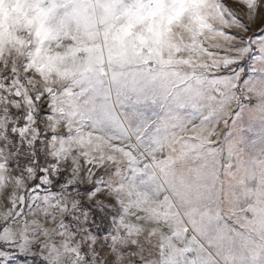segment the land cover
I'll use <instances>...</instances> for the list:
<instances>
[{
	"label": "rangeland",
	"instance_id": "374dc122",
	"mask_svg": "<svg viewBox=\"0 0 264 264\" xmlns=\"http://www.w3.org/2000/svg\"><path fill=\"white\" fill-rule=\"evenodd\" d=\"M222 32L251 49L233 67L244 69L241 83L255 82V90L264 80V0H0V157L15 159L7 154L14 142L5 143L14 105L31 107L29 93L50 94L51 131L79 133L54 145L62 164L88 173L95 156L120 161L100 169L106 179L115 175L99 199L122 213L115 264H264V106L249 118L242 99L231 109L240 119L207 125L217 132L212 151L193 147L192 129L202 123L196 105H206L212 78L207 65L235 55L229 44L242 47ZM17 171L0 165V226L23 195ZM30 231L13 220L0 241L20 243ZM34 244L43 251H23L51 264L83 259L79 236L46 231Z\"/></svg>",
	"mask_w": 264,
	"mask_h": 264
},
{
	"label": "snow or ice",
	"instance_id": "6c2138e0",
	"mask_svg": "<svg viewBox=\"0 0 264 264\" xmlns=\"http://www.w3.org/2000/svg\"><path fill=\"white\" fill-rule=\"evenodd\" d=\"M245 6L247 7V3ZM221 17H225L222 8ZM225 23H228L227 19H225ZM221 35L225 36L227 41H239L242 47L229 44L228 51L235 55L220 60L214 59L207 65L212 73V78L208 79L204 85L207 88L206 105L204 107L196 105L202 113V123L192 129L196 133L195 138L199 140V143L193 145L195 149L213 150L211 137L217 135V132L216 128H209L207 125L213 122L219 124L223 119L227 126L234 115L240 119L241 113L233 112L231 109L233 105L239 108L242 99L248 102L247 114L249 118L256 114L253 110L256 109L257 104L264 106V80L256 84L255 90H253L255 82L241 83L244 69L240 68L239 71H236V68L233 67L241 64L251 49H248L246 53L242 51L245 45L236 36L223 32ZM55 38L59 39L58 36ZM59 46L57 44V47ZM85 50L87 51V49ZM37 56H39V49H37ZM183 63H189V61H183ZM30 67L31 63L25 66L24 71L27 72ZM16 72L17 70L13 68L12 83L18 79ZM225 73L228 75H224ZM84 83L80 82L82 88ZM4 87L7 88L9 85L6 84ZM241 92L245 93L243 98ZM257 92L261 94L257 95ZM15 95L19 101L21 93L16 92ZM28 98L31 107L14 105L17 108L14 126L7 129L5 134V143L9 138L14 142L8 146L7 154L15 159L5 160L0 157V165L17 169L16 178L24 185L23 195L11 201L15 205V211L12 216L3 221L0 232L8 229L13 220L20 219H23L24 228H31L32 231L25 232V236L30 238L20 243L16 240L0 241V244L3 245H14L8 251L0 247V264H14L15 260H21L22 264H28L30 258H33L32 264H39V260L35 258L38 257L42 260L43 254L39 256L34 254L30 257L23 250L27 248L43 251V245H35L34 241L44 236L46 231L52 238H63L65 234L81 237V250L84 255L83 259L77 257L78 264H92L93 256L96 258L97 264H115L118 257L115 254L116 249L113 247V243L117 229L120 227L122 213L99 199L101 193L112 186L111 177L115 175L114 173L106 179L105 173L100 169L111 167L120 161L114 155L95 156L86 161V163L93 164L95 169L94 172L88 173H84L83 169L74 163L62 164L60 158L55 154L56 147L54 145L58 146L59 142L78 136L79 133H74L71 127L68 128V137L59 136L51 131L57 113L53 110V98L50 94L37 91L35 98L30 93ZM253 100L255 103H252ZM258 114L264 116V111H260ZM225 117L227 118L224 119ZM89 139H91V134ZM103 139V137H97V140L103 141ZM117 151L123 150L117 149ZM125 155L129 159H134L131 153H125ZM148 167L149 165L145 164L144 168ZM135 171L143 173L144 169H135ZM89 177H91L90 184ZM45 225L53 227L46 230ZM89 249H91V256L87 255ZM109 252L113 254L105 255Z\"/></svg>",
	"mask_w": 264,
	"mask_h": 264
},
{
	"label": "trees",
	"instance_id": "16d2710c",
	"mask_svg": "<svg viewBox=\"0 0 264 264\" xmlns=\"http://www.w3.org/2000/svg\"><path fill=\"white\" fill-rule=\"evenodd\" d=\"M32 259L33 258H30L29 259V264H32ZM37 260H39V264H46L47 261H43V260H40L39 258H35ZM47 264H51L50 262H47Z\"/></svg>",
	"mask_w": 264,
	"mask_h": 264
}]
</instances>
